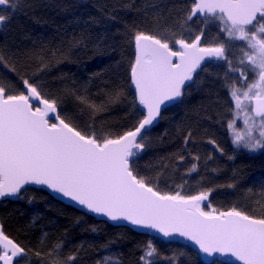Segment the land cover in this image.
<instances>
[{"label":"snow or ice","instance_id":"6c2138e0","mask_svg":"<svg viewBox=\"0 0 264 264\" xmlns=\"http://www.w3.org/2000/svg\"><path fill=\"white\" fill-rule=\"evenodd\" d=\"M189 2L191 7L183 19L177 17L179 31L157 25L153 32H135L134 59L128 75L134 88L130 106L138 119L121 132L97 129L95 116L107 111L109 105L127 100L123 83L101 88L99 103L87 89L83 94L75 89L68 93L81 116L90 110L91 122L83 128L76 122V114L62 109L65 96L49 95L43 84L44 74L52 66L48 56L67 58L71 49L25 53L28 61L37 62L31 76L26 67L18 68L14 57L0 49V198H21L27 185H40L87 213L154 230L166 238H183L193 245L197 257L203 254L230 258L210 264H264V192L257 194L254 207L248 210L237 206L219 210L209 203L211 211H205L202 202L209 200L213 189L194 195L162 191V170L153 178L148 173L141 174L136 165V158L147 147L148 130L162 109L182 99L195 82L197 70H204L202 63L212 59L226 61L230 71L239 70L240 83L246 84V88L236 83L229 86L235 103L233 119L228 124L232 144L248 152L264 149V0ZM22 3L23 0H0V25L10 19L7 13L14 15ZM194 17L202 21L203 27L194 38L186 39L183 31L190 30L186 26ZM216 22L227 39L203 45L207 26ZM232 41L244 42L240 63L246 61L250 66L247 70L235 68L228 58V50L234 47ZM248 72L253 73L251 82ZM241 114L244 127L238 130L235 121L241 119ZM191 137L189 131L184 136L185 144ZM208 143L223 154L215 141ZM196 171L197 165L192 164L186 174ZM257 208L259 214H255ZM62 248V242L56 243L47 253L35 251V255L45 257V264H75L76 254L64 259ZM30 251L33 250L15 242L0 227V264H21L22 260L28 264L25 258ZM155 251L149 243L146 256H153ZM109 260L106 257L98 264H109ZM141 260L150 264L145 256Z\"/></svg>","mask_w":264,"mask_h":264},{"label":"trees","instance_id":"16d2710c","mask_svg":"<svg viewBox=\"0 0 264 264\" xmlns=\"http://www.w3.org/2000/svg\"><path fill=\"white\" fill-rule=\"evenodd\" d=\"M190 7L189 0H23L14 15L7 13L10 19L0 26V49L14 57L18 68L26 67L30 76L37 62L28 61L25 53L71 49L67 58L48 56L52 66L44 74L43 84L49 95L65 96L62 109L76 114V122L83 128L91 122L90 110L81 116L68 93L75 89L83 94L87 89L99 103L101 88L123 83L127 100L109 105L107 111L95 116L97 129L121 132L138 119L130 106L134 94L128 75L134 59L135 32H153L157 25L179 31L177 17L183 19ZM186 27L190 30L183 31V36L192 39L203 24L193 19ZM214 39L227 38L218 28L207 26L202 44L210 45ZM231 43L234 47L227 56L238 69L243 53L240 44ZM202 68L183 98L165 109L147 133V147L136 158V165L141 174L153 178L162 170V191L181 190L185 195H194L211 188L208 204L212 207L248 210L254 207L257 194L264 192V149L248 155L234 147L228 129L234 112L229 86H241L226 65L208 63ZM189 131L192 137L185 144L184 136ZM209 140L215 141L223 154ZM181 155L183 160L179 159ZM192 164L197 165V171L188 175ZM255 214H259L258 208ZM0 227L15 242L33 250L25 258L28 264H45V257L38 258L35 251L47 253L61 242L62 257L76 254L75 264H98L106 257L110 258L109 264H143L142 256L150 264H207L188 246L96 221L41 190L28 188L21 198L0 202ZM149 243L156 250L151 257L146 256Z\"/></svg>","mask_w":264,"mask_h":264},{"label":"water","instance_id":"95a60500","mask_svg":"<svg viewBox=\"0 0 264 264\" xmlns=\"http://www.w3.org/2000/svg\"><path fill=\"white\" fill-rule=\"evenodd\" d=\"M194 19H198V18H195L194 17ZM134 51H135V47H134ZM215 61H218V60H215V59L205 60L202 63V67L205 64H207V63L215 62ZM199 71L200 70L198 69L197 70V73ZM197 73H195L194 76ZM131 89H132V92L134 94V88L131 87ZM178 101L179 100L168 104L165 108L162 109L161 114H162V112L165 109L171 107L172 105H174ZM159 118H158V120L156 122H154V125L149 128L148 132L151 131L157 125V123L159 121ZM28 188L29 189H35V190H41V191L45 192L46 194H48L53 200H55V201H57L59 203H62L65 206L71 207L74 210H76L78 212H81V213H83V214H85L87 216H90V217L94 218L96 221L105 222V223H108V224H110L111 226H114V227L128 228V229H130L131 231H133L134 233H136L138 235L159 238V239H161L162 241H164L166 243H177V244L185 245V246H188L193 252H195V249H194L193 245L190 242L185 241L183 238H179V237H169V238H166V237H163L162 234H160V233H158V232H156L154 230L133 227V226L127 224V222H112V221H109L106 217L87 213L85 210H82L79 206H77L74 202H71V201L67 200L66 198H62L58 194H53L51 192V190L47 189L44 186H40V185H27L26 186V189H28ZM15 199H16L15 197H3V198H0V202L11 201V200H15ZM207 204H208V201L202 202V206L207 205ZM200 258H201V260L204 263H207V264L210 263L211 261H221V262H223V261H227V260L230 259L229 257H222V256H219V255H216V256H213V257H209V256H206V255H203V254L200 255Z\"/></svg>","mask_w":264,"mask_h":264},{"label":"rangeland","instance_id":"374dc122","mask_svg":"<svg viewBox=\"0 0 264 264\" xmlns=\"http://www.w3.org/2000/svg\"><path fill=\"white\" fill-rule=\"evenodd\" d=\"M217 23H218V22H217ZM216 27L219 29L218 24L216 25ZM219 33L225 36L224 33H221L220 31H219ZM225 37H226V36H225ZM226 38H227V37H226ZM232 42H233V41H232ZM235 42H237L238 44L241 43V44H242V45H240L241 47H246L243 41H240V42H239V41H235ZM242 56H243V54H242ZM242 56L240 55V58H242ZM217 64L228 66V64H227L224 60H218V61H217ZM249 67H250V66L247 65V62H246V61H245L244 64H241L240 61H239L238 69L247 70ZM228 70H229V68H228ZM229 72H231L232 75H235V76L237 77L238 82H239V84H240V86H241L242 88H246V84H245L244 86H242V84L240 83L241 75H240V71H239V70H237V71H230V70H229ZM252 79H253V73H252V72H248V80H249V82H251ZM234 112H235V103H234ZM234 112H233V114H234ZM232 119H233V115H232ZM235 123H236V128H237L238 130H239V129H243L244 124H243L242 114H241V119H237V120L235 121ZM254 134H255V135H258V133H254ZM230 136H231V139H232V134H231V133H230ZM234 147H235V146H234ZM235 148L244 151V152L247 153L248 155H256L257 152L259 153L260 150H261V149H260V150H257L256 152H248L246 149H243V148H237V147H235ZM177 191H180V192H181V190H175L174 192H177ZM207 205H208V204H207ZM207 205H204V206H202V207L204 208L205 211H211V209L208 208ZM143 264H144V261H143Z\"/></svg>","mask_w":264,"mask_h":264},{"label":"flooded vegetation","instance_id":"af4514ba","mask_svg":"<svg viewBox=\"0 0 264 264\" xmlns=\"http://www.w3.org/2000/svg\"><path fill=\"white\" fill-rule=\"evenodd\" d=\"M200 20V19H199ZM218 23L216 22V23H213V24H209L208 26H212V27H216V25H217ZM217 28V27H216ZM240 42V41H239ZM240 45H242L241 43H240ZM210 63H213V64H217V61H215V62H210ZM208 64V63H207ZM245 84H243L242 86H244Z\"/></svg>","mask_w":264,"mask_h":264}]
</instances>
